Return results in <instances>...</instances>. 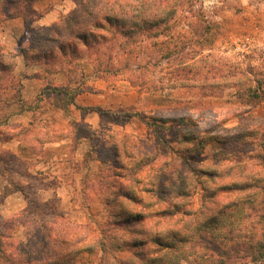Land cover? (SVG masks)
Wrapping results in <instances>:
<instances>
[{
	"label": "rangeland",
	"instance_id": "obj_1",
	"mask_svg": "<svg viewBox=\"0 0 264 264\" xmlns=\"http://www.w3.org/2000/svg\"><path fill=\"white\" fill-rule=\"evenodd\" d=\"M193 1V10H202L207 17L221 23L219 35L206 44L193 63L187 61L192 56L188 52L199 51L202 43L186 38L189 24L195 21L189 13L191 7H176L182 23L175 32L178 37L170 43L168 58L163 45L153 48L148 41L145 50L134 58L121 57L119 51L108 45L89 54L82 47L77 57L70 58L58 51L57 41L62 39L41 41L40 27L71 15L76 0L41 1L40 10L36 8L38 0H34V12L22 8V17L17 16L15 9L9 16L0 12V37L6 26L23 35V44L14 49L0 39L6 49L16 53L15 56L5 53L1 59L6 65L0 67V137L16 135L24 139L22 145L26 149V154L18 158L9 151L0 153V239L4 244L6 241L8 253L20 251L19 244L27 242L29 236H36L37 242L34 248L25 250L34 256L42 249L43 238L52 243L63 236L89 237L80 243V248L94 249V236H101L103 230L113 226L110 213L116 210L107 203L109 185L105 182L116 180V175L102 161L111 153L106 150L105 141L136 145L148 156L161 148L162 156L175 159L176 165L189 174L190 182L199 180L192 197L197 223L201 213L205 215L207 208H211L207 197V185H212L209 172L216 170L213 162L221 144L211 142L200 152L184 154L183 141L180 138L176 141L178 132L182 138L194 135L208 140L239 131H256L257 135H249L235 147L230 159L218 167L227 171L232 165L236 169H232V175L215 182V187L240 180L238 165H248L250 174L264 168L258 164V158H252L264 156V147L256 137L264 140V92L257 83L259 79L264 83V2ZM47 13L54 15L53 21L38 23ZM18 17L22 24L13 21ZM164 40V37L156 39L160 43ZM15 43L13 40L10 44ZM25 46L29 48L25 49L28 64L21 54ZM50 48L54 53L45 58ZM23 65L39 69L36 75L43 77L42 87L38 88L34 80L26 82L27 75L20 69ZM195 68L200 69L203 77L188 78V71ZM173 77L179 79L172 80ZM32 86L36 88L33 92ZM28 89L30 95L26 93ZM8 101H14L16 112L29 111L22 118L30 124L26 126L19 119L14 120L19 116L9 114ZM153 117L162 119L164 127L168 126L160 132L174 145L176 153L163 141L159 142L154 128L148 124ZM184 118L185 124L179 125L178 121ZM49 141H59L58 150L54 151L55 146ZM187 158L195 173L186 167ZM118 180L125 184L132 182L130 178ZM217 198L221 211L228 208L221 215L228 226H222L221 231L210 229V247L197 246L199 259L188 255L181 260L171 251L166 257L169 264H195L196 260L201 264H254L244 253V247L235 242L236 237L232 241L227 235L230 236L231 227L242 224L238 222L241 220L249 226L243 229L248 234L242 235L260 239L264 232V209L242 207V196L236 192H222ZM247 212L250 215L244 214L247 218L244 221L243 213ZM211 217H205L208 225ZM251 220L255 221L247 222ZM187 225L193 226L194 232V225ZM155 248L159 257H164L166 250Z\"/></svg>",
	"mask_w": 264,
	"mask_h": 264
},
{
	"label": "trees",
	"instance_id": "obj_2",
	"mask_svg": "<svg viewBox=\"0 0 264 264\" xmlns=\"http://www.w3.org/2000/svg\"><path fill=\"white\" fill-rule=\"evenodd\" d=\"M33 1L0 0V12L9 16L10 11L15 9L18 11L17 16L22 17L24 16L22 8L26 11L29 9L30 13L34 12ZM76 5L71 15L60 19L53 25L40 27L42 37L39 39L52 42L62 39L63 41H57L58 51L70 58L77 57L82 47H85V54H89L93 50H99L102 45H108L110 49L119 51L121 57L134 58L145 50L146 41L153 48L160 44L163 45L166 50L165 56L167 55L168 58L170 43L178 37L175 36V32L182 23L180 17L176 15V7H191L189 13L195 21L189 24L186 38L197 39L202 43L199 51L188 52L192 55L187 57L190 63H193L202 54L206 44L213 42L220 33L221 23L207 17L202 10H193V0H76ZM32 30L35 29L32 27ZM162 37L165 38L164 41L161 43L156 41ZM0 47V67H2L6 65V62L1 60L4 54L15 56L16 53L6 49L3 43H0ZM25 49L29 48L27 46L21 48V54L25 58V63L28 64ZM47 51L45 58L54 53V49L51 48ZM199 70L198 68L190 69L187 74L188 78L203 77ZM173 79L177 81L179 78L173 77ZM257 83L263 93L264 83L260 79ZM254 96L260 97L259 94ZM186 120L185 118L180 119L179 125L183 126ZM148 124L154 128L159 142L163 141L175 152L174 145L169 143L160 132L165 126L163 120L153 117V121ZM167 129L168 126L164 127V130ZM249 135L253 137L257 133L255 130L239 131L225 138L215 136L202 140L203 138L199 139L194 135H185L182 138L178 132L176 141L179 138L181 142L183 141L184 154L190 155V152L194 150L200 152L211 142L221 144L213 162L216 170L209 172L212 185L206 187L209 190L207 197H209L211 208H207L205 215L201 213L199 223H197L199 219L195 218L192 197L195 186L200 181L190 182L189 174L176 165L175 159H165L161 148L155 150L153 156H148L136 145L122 143V141H105L104 146L111 152V158L104 157L102 161L106 162L109 169L113 170L116 175V180L105 182L109 185L107 203L116 207V210L110 213L113 226L109 230H103L101 236H94V249L80 248L82 242L87 241L89 237L77 236L74 239L63 236L52 243L43 238L42 246H40L42 249L36 253L37 256H34L32 252L25 249L34 248L37 242L36 236H29L27 242L19 244L20 251L11 253L6 251V241L4 244L0 239V264H169L166 257L171 254V251L181 260L190 255L199 259L197 246L210 247L212 241L208 238L210 229L221 231L222 226H228V223L222 221L223 218H221L228 208L221 211V204L217 203L219 201L217 197L222 192L240 194L243 201L242 207L264 209V168L250 174L248 165L243 167L237 164L241 171L238 172L240 180L230 181L229 184L223 186L221 184L218 187L213 186L222 177L233 174L232 169L236 168L232 165L227 171L218 170V167L222 162L230 159L236 150L235 147L245 142ZM256 137L264 147V140ZM5 151H9L16 158L19 157L8 149L0 153ZM252 158H258V164L264 165L263 155H255ZM184 161L191 173H195L190 159L187 158ZM118 178H130L132 182L125 184ZM256 204L259 206L256 207ZM244 214H250L243 213L242 219L245 221L247 218ZM207 215L212 216L208 220L209 223L211 222L210 225L205 223L209 218ZM214 221L215 224H212ZM252 221L255 220L247 222L253 223ZM238 222L242 224L239 227H231L230 236L227 235V237H231L232 241L236 237L235 242L244 247V253L252 258L254 264H264V232L260 239L254 238L253 235L244 236L242 233L248 234V232H244L243 229L249 226L244 225L241 220ZM188 223L194 225V232L193 226H188ZM20 224L26 226L24 223L20 222ZM255 239L257 241H254ZM156 246L161 250H166L164 257H159L160 253L155 248ZM247 250H250V253H246ZM195 264L201 263L196 260Z\"/></svg>",
	"mask_w": 264,
	"mask_h": 264
},
{
	"label": "crops",
	"instance_id": "obj_3",
	"mask_svg": "<svg viewBox=\"0 0 264 264\" xmlns=\"http://www.w3.org/2000/svg\"><path fill=\"white\" fill-rule=\"evenodd\" d=\"M43 2V1H45V0H38V2H37V5H36V8L37 9H42L43 8V6H41V5H39V2ZM45 3V2H44ZM53 13V12H52ZM52 17H54V15H52V14H49V13H47L45 16H43V17H41L39 20H38V23H40V24H49L50 22H52L53 21V19H52ZM51 21H50V20ZM13 21H15L16 23H23V20L21 19V18H15V19H13ZM21 28V27H20ZM23 31V30H22ZM3 34H2V38L0 37V39H3V41H5L6 43H7V45L9 46V48L10 49H14V47L16 46V45H18V46H20L21 44H23L21 41V39L23 38V35L21 36H19V35H17V33H15V32H13L12 30H10L9 29V27L8 26H6V27H4V29H3V32H2ZM15 41L16 43H15V45L13 44V46L10 44L12 41ZM19 57H21V56H19ZM20 62H21V59H20ZM20 69H22L21 71H23L24 73H26V75H27V77H26V82H29V81H31V80H34V81H36L37 82V86H38V88L39 87H42L43 85H44V79H43V77L42 76H40V75H36V74H38L39 73V69H34V68H32V67H30V66H25V65H23V67L22 68H20ZM34 75H36V78H34ZM27 85V84H26ZM36 86V87H37ZM36 88H35V86H32V92L35 90ZM27 94H31V93H29V89H28V91L26 92ZM28 97L29 96H27V99H28ZM14 106H15V103H14V101H8V103L6 104V108H8V111H9V114H13L14 115V113H15V115L14 116H19V118H15L14 117V120H16V119H19V121H22V122H24V125H28V124H30V122L29 121H27V120H23V118H22V115H24V114H29V111H27V110H25V111H21V110H17L18 112H16L15 110H14ZM10 108V109H9ZM10 120H12V119H10ZM17 121V120H16ZM25 126V127H26ZM69 138H64V140L65 141H67ZM24 140V139H23ZM23 140H22V138H19V137H17L16 135H10L9 137H7V138H2V137H0V151H2V150H4V149H8V150H10L13 154H15V155H17V156H23L24 154H26V149H24V146L22 145L23 144ZM49 144H52L53 146H55L53 149H54V151H56V150H58V146L59 145H61L60 143H59V141H49L48 142ZM60 149V148H59ZM61 150V149H60ZM56 156V155H55ZM56 158H57V156H56ZM39 160H41V159H39ZM60 162V161H59ZM49 164V163H48ZM61 164V163H60Z\"/></svg>",
	"mask_w": 264,
	"mask_h": 264
}]
</instances>
